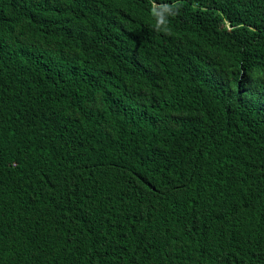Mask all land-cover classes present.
<instances>
[{"label":"trees","instance_id":"16d2710c","mask_svg":"<svg viewBox=\"0 0 264 264\" xmlns=\"http://www.w3.org/2000/svg\"><path fill=\"white\" fill-rule=\"evenodd\" d=\"M0 264H264V0H0Z\"/></svg>","mask_w":264,"mask_h":264},{"label":"clouds","instance_id":"9594fccd","mask_svg":"<svg viewBox=\"0 0 264 264\" xmlns=\"http://www.w3.org/2000/svg\"><path fill=\"white\" fill-rule=\"evenodd\" d=\"M152 16L155 18V28L157 31H167L168 17L174 16L176 13L173 8L168 5H162L159 9L153 7L151 10Z\"/></svg>","mask_w":264,"mask_h":264}]
</instances>
